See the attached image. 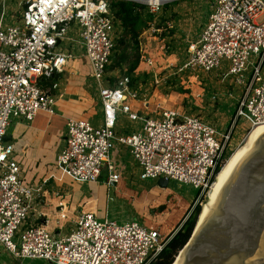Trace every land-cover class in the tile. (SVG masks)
I'll return each mask as SVG.
<instances>
[{
  "label": "built area",
  "instance_id": "obj_1",
  "mask_svg": "<svg viewBox=\"0 0 264 264\" xmlns=\"http://www.w3.org/2000/svg\"><path fill=\"white\" fill-rule=\"evenodd\" d=\"M21 1L17 23L3 28L4 16L0 19V246L15 260L153 264L171 236L163 237L138 221L118 225L80 213L65 237L27 224L31 200L40 188L23 182L13 147L5 137L11 119L31 122L38 112L53 114L57 85L44 88L42 84L61 74L68 61L82 56L99 98L101 118L97 126L85 120L67 122L57 168L79 184L97 183L103 171L106 184H116L119 176L110 156L115 145H121L140 167L139 180L163 179L190 186L197 191L195 206L207 196L216 170L224 163L231 129L218 139L213 125L174 109L141 115L131 107L132 102L141 101L138 87L128 76L110 78L106 70L122 33L110 10L112 2L140 4L145 14L156 17L166 4L178 0ZM214 2L174 76L196 71L210 74L226 62L224 77L233 81V89L239 88L232 122L242 120L250 132L254 124L264 123V0ZM62 42L68 44L66 50L60 49ZM252 58L256 62L248 71ZM142 60L153 66L152 59L141 56ZM119 118L138 122L140 127L120 135L116 132ZM58 208L64 220L61 202Z\"/></svg>",
  "mask_w": 264,
  "mask_h": 264
},
{
  "label": "crops",
  "instance_id": "obj_2",
  "mask_svg": "<svg viewBox=\"0 0 264 264\" xmlns=\"http://www.w3.org/2000/svg\"><path fill=\"white\" fill-rule=\"evenodd\" d=\"M3 15L4 4L2 3L0 5V19ZM169 15L167 14L165 19ZM161 17L163 19V15ZM164 43H166L164 39L159 40L150 36L140 51V57L144 56V58L153 60L152 67H148L143 60L140 61L133 76L139 82L145 76L150 77L149 85L144 86L140 82L138 87L142 96L141 101L131 103L132 110L141 115L156 116L161 111L168 109L178 111L173 108L174 106L162 103V101L168 100L172 94L170 92V94L165 95L166 85L172 82L176 73V69L172 70L169 66L176 67L180 63L177 53H172L165 59L161 58L163 55L161 51L159 54L156 53V49L162 50ZM153 46H156L155 49ZM187 47L188 45L184 51L187 50ZM177 49L178 46H176ZM154 58L157 59V62L154 61ZM255 62L254 58L250 59L248 71ZM263 64L264 62L262 67ZM64 71L69 74L66 79L61 77ZM63 72L54 75L50 79V85L45 87L57 85V88L53 90L55 95L53 114L38 112L31 122L15 120L9 126L5 137L6 143L13 147V156L20 166L23 182L31 188H40V192L31 200L27 224L40 225L57 237H65L73 228L80 213L94 214L100 220H106L112 216L111 213H116L115 216L120 219L140 221L144 226L159 231L163 237L172 236L187 218L196 196L193 197L189 190L180 192L178 188L180 184L178 183L176 186L173 185L176 187L174 189L169 187V182L165 187L159 185V180L147 185L140 182L141 180L138 178L140 167L133 160L126 147L116 144L110 156L115 172L119 176L116 184H106L107 175L105 171L101 173L97 183L79 184L69 179L57 168V155L65 147L67 122L69 120H85L92 123L97 113L100 114L101 112L100 106H97L99 101L96 103L95 99L84 89V82L89 74V66L85 58L80 56L79 59L74 58L68 61ZM182 76L180 75L182 82L177 81L182 87H185L189 81H185ZM109 77L118 78L115 74ZM204 77V80L208 79L207 75ZM220 77L222 81L227 79L223 73H220ZM198 78L193 76L190 80L195 81L199 97L202 95L203 89L199 88ZM234 89L230 88L231 94L227 95L231 98L232 94L236 95L233 105L236 103L239 94V91ZM214 97V94H211L210 101ZM201 102H196L194 105H199ZM228 113L229 118L232 119V110ZM124 120L126 119L119 118L118 120L116 128L118 134L127 135L139 129L140 124L138 122H130L125 128ZM99 122L100 120L93 122L92 125L95 123L99 125ZM60 202L64 206L63 212L66 216L64 220L59 217L58 204ZM150 213L154 215H150ZM147 218H152V223ZM0 250H3L1 246Z\"/></svg>",
  "mask_w": 264,
  "mask_h": 264
},
{
  "label": "rangeland",
  "instance_id": "obj_3",
  "mask_svg": "<svg viewBox=\"0 0 264 264\" xmlns=\"http://www.w3.org/2000/svg\"><path fill=\"white\" fill-rule=\"evenodd\" d=\"M0 2L1 4L2 3L4 4V15H3L4 19H3L2 27L5 28L7 27V25H12L17 23V20L19 19V13H20L22 1L5 0L3 2L2 0H0ZM214 3H215L214 0H178L176 2L166 4V6L162 8L160 12L161 14L159 13L156 17H154L153 25L151 26V28L144 31L145 33L143 32L140 35V51H142L143 45L147 42V39H149L150 36L155 37L156 39L159 40L164 39L166 43H164L163 49L162 50L156 49L157 50L156 53L159 54L161 51L163 53V55H161L162 59H165L166 57L170 56L172 53H177L178 61L180 62L179 65L182 64L187 55V50L184 51L186 46L189 44V42H192L193 40L197 39L201 28L207 22L208 15L211 13ZM167 14L170 15L167 19H165V16ZM162 15H163V19L161 17ZM153 42L155 43V41ZM67 45H68L67 43L62 42L60 49L66 50ZM176 46H178L177 50H176ZM155 47L156 46H153L154 49ZM115 48L117 51V43ZM116 51L114 52L109 67L106 69L107 74L108 76H113L115 74L118 77H123L125 76L124 71L126 70V64H121V66L118 69L113 68V66H115V63H117L118 57L120 56L119 52L116 55ZM79 58L80 56L76 57V59ZM154 61L157 62V59L154 58ZM226 66H227L226 62H222L219 72L215 71L210 74H204L200 71L187 72L182 76V78H184L185 81L187 82L189 81V83H187L185 87H182V85L179 83L182 82L180 79V75L173 76L174 79L172 80L171 83H168V85H166L167 91H165V95L168 93L170 94V92H172V94L168 98V100L162 101V103L164 104H168L169 106L170 105L174 106L173 108L177 109L178 112L180 113L196 116L201 120H203L204 122H208L211 125H213L217 134L219 133L217 136L218 139L220 135H223L226 132L227 129L228 130L231 129L232 135L230 142L228 143L227 149L224 153L223 162L225 164L223 163L224 164L223 168L226 166L227 162L237 151V149L241 145L242 140L249 133L248 131L249 126L245 122L239 120L237 123H234L232 122L233 116L232 119L229 118L228 111L232 110L234 114L235 104L233 105V102L236 95L234 94L235 95L234 96L232 94L231 95L232 98L227 96L229 95V93L231 94L230 88H233L235 84L230 78H227L225 81H222V78L220 77V73L223 74L225 73ZM176 67L171 66L172 70L176 69ZM262 73H264V64L262 67ZM206 75L208 76V79L204 80L205 79L204 76ZM193 76L199 77L198 78L199 79L198 83L200 84L199 88L203 89V93L199 97L197 95V92L199 91L195 81L190 80L192 79ZM61 77L62 79L68 78L69 77L68 72L64 71ZM177 80H179V82ZM149 81H150V77H146V76L143 79H140V82L144 86L149 85L150 83ZM140 82L138 80H134L133 85L135 87H139ZM50 83L51 81L48 80L45 84L43 83L42 86L44 88L48 87ZM84 89L87 91L88 94L91 95L92 98L95 99L96 103H98L99 99H97L98 98L97 93L95 92L94 87L88 77H86V80L84 82ZM236 91H239V88ZM211 94H214L215 97L213 100L211 99L210 101L209 97ZM199 101L202 102L199 103V105H194L196 102ZM97 106L99 107L100 103ZM98 120H100V114L97 113L93 122H97ZM14 122L15 120L11 119L10 124L12 125ZM123 123L125 125L124 127L126 128L127 127L126 125H128V123L130 122L124 120ZM93 125L96 126L97 123ZM157 181L158 179L144 180L140 182L147 185L149 183H153ZM173 185L176 186V183L169 182V187L176 189V187H174ZM178 188L180 192L184 190H189V193L193 195V197L197 195V191L190 186L180 185V187ZM210 191L211 188L208 191L207 196L205 195L202 201L197 202L200 205V212L202 210L203 204H205L206 201L208 200V195ZM111 214L112 216H109V218L107 219L110 221H116L118 225H121L127 221H131L125 218L120 219L118 216H115L116 213H111ZM150 215H154V214L150 213ZM152 218H147V219H149L152 223ZM138 222L142 224L140 221ZM2 251L0 252V264H49L43 260H27V259L15 260L14 258L10 257L6 252L4 251L2 252Z\"/></svg>",
  "mask_w": 264,
  "mask_h": 264
},
{
  "label": "water",
  "instance_id": "obj_4",
  "mask_svg": "<svg viewBox=\"0 0 264 264\" xmlns=\"http://www.w3.org/2000/svg\"><path fill=\"white\" fill-rule=\"evenodd\" d=\"M240 153L173 264H264V123L252 126L228 163ZM158 183L165 187L167 181Z\"/></svg>",
  "mask_w": 264,
  "mask_h": 264
},
{
  "label": "trees",
  "instance_id": "obj_5",
  "mask_svg": "<svg viewBox=\"0 0 264 264\" xmlns=\"http://www.w3.org/2000/svg\"><path fill=\"white\" fill-rule=\"evenodd\" d=\"M110 10L114 18L119 21L122 31L120 37L116 40L117 51L115 48L116 55L119 52L120 56L113 68L118 69L121 64H126L125 76L130 77L133 84L135 80L133 75L139 65L140 59V35L151 28L154 17L151 14L143 12L144 6L130 1H114L110 4ZM218 171L219 168L216 172ZM192 207L181 227L172 234L165 248L153 264H172L174 258L185 246L200 213L199 203Z\"/></svg>",
  "mask_w": 264,
  "mask_h": 264
},
{
  "label": "bare ground",
  "instance_id": "obj_6",
  "mask_svg": "<svg viewBox=\"0 0 264 264\" xmlns=\"http://www.w3.org/2000/svg\"><path fill=\"white\" fill-rule=\"evenodd\" d=\"M241 155H242V153H240L232 162H230V163L227 162L228 164H226V166L223 168V166L225 164L224 163L221 167L222 170L220 169L218 171V173L216 175L217 178H215V181H213V184L211 185L212 187H210L211 191L209 192L208 200L206 201L205 204H203L200 215L198 216V219L196 222L197 226L202 221V219L206 216V214L209 212V210L211 209L213 204L215 203V201L218 198L226 180L228 179L230 173L232 172L234 166L236 165V163L239 160ZM179 255L180 254L177 255L175 260L178 258ZM175 260H174V262H175Z\"/></svg>",
  "mask_w": 264,
  "mask_h": 264
}]
</instances>
